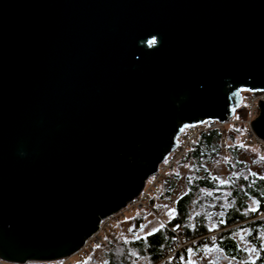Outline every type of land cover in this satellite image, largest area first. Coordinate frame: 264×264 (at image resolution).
I'll return each instance as SVG.
<instances>
[{
	"label": "water",
	"instance_id": "95a60500",
	"mask_svg": "<svg viewBox=\"0 0 264 264\" xmlns=\"http://www.w3.org/2000/svg\"><path fill=\"white\" fill-rule=\"evenodd\" d=\"M243 90H264V0H0V259L73 255Z\"/></svg>",
	"mask_w": 264,
	"mask_h": 264
},
{
	"label": "trees",
	"instance_id": "16d2710c",
	"mask_svg": "<svg viewBox=\"0 0 264 264\" xmlns=\"http://www.w3.org/2000/svg\"><path fill=\"white\" fill-rule=\"evenodd\" d=\"M239 138L240 130L233 128L222 135L218 131L202 134L192 144L188 158L167 174L162 191L153 198L152 206L156 210V199L175 190L180 178L177 169L189 160L194 161L195 173L185 180L187 190L178 197L175 214L151 234L130 240L120 236L119 222L116 235L100 247L104 253L103 264H133L138 258H146L149 264H189V249L205 246L215 248L230 260L264 264V216H260L264 214V176L249 170L248 162L242 157V152L249 148L242 146ZM253 153L257 160L264 162L257 152ZM219 160H225L231 172L226 183L218 182L204 167ZM145 214L130 219L140 227ZM242 229L245 243L255 251L252 258H248V248L241 246L234 235ZM182 242L184 245L179 251ZM89 259L76 264H88Z\"/></svg>",
	"mask_w": 264,
	"mask_h": 264
},
{
	"label": "built area",
	"instance_id": "2783aa9c",
	"mask_svg": "<svg viewBox=\"0 0 264 264\" xmlns=\"http://www.w3.org/2000/svg\"><path fill=\"white\" fill-rule=\"evenodd\" d=\"M243 92H247L246 97L243 96ZM241 96H243V101L241 105L235 110L234 114L227 122H220V121H212L207 120L200 126H192L185 128L182 130L180 137L176 140L177 141V150L174 152L172 151L166 159H164L163 163H161L156 170V173L152 178L148 179L144 186L143 190L137 195L135 198L128 203L127 206L121 207L115 214H111L110 216L100 220L98 224V230L92 234V236L87 237L85 243L80 247V249L74 253L73 256H77L79 259L85 260V258L92 257L94 252L103 247L104 244L108 239L113 238L116 235L118 230L117 223L123 221L125 218H128L129 215H141L142 212H153L151 205L153 198L157 196L162 191V183L164 182L165 178L168 176L167 174L175 169V166L179 162H184L191 151L192 144L201 138L202 134H209L213 131H218L221 135L224 134V127L229 121H232V118L238 111L246 109L248 111L247 117L242 121H235L233 129L240 130V138L239 141L242 146L244 147H254L256 148L257 154L262 158L264 157V140L254 133L252 129V125L254 119L260 113V108L258 106L259 102L264 100V90H243L240 91ZM221 146L225 149L224 141H222ZM260 216H264L261 214ZM183 245H180L178 250ZM61 258L56 260L55 262H47L50 264H76L71 261V257ZM171 256V254L169 255ZM4 262L0 260V264ZM35 263V262H30ZM29 263V264H30ZM27 264V263H26Z\"/></svg>",
	"mask_w": 264,
	"mask_h": 264
},
{
	"label": "rangeland",
	"instance_id": "374dc122",
	"mask_svg": "<svg viewBox=\"0 0 264 264\" xmlns=\"http://www.w3.org/2000/svg\"><path fill=\"white\" fill-rule=\"evenodd\" d=\"M246 93L247 92H243V96L246 97ZM247 113L248 111L246 109L238 111V113L235 114L232 118V121L235 120L243 122V120L247 117ZM232 121H229V123L226 124V127H224L225 133L231 130L234 126V123ZM248 148L251 151L249 152L248 150L242 152V157L248 162L249 170L252 173H257L264 176V162L262 163V161L257 160L255 157V153H253L256 152L257 149L254 147ZM226 165L227 164L225 163V160H219L214 163H207L204 167L209 170V172L213 175L214 178L216 177L218 182L226 183V179L231 173L226 167ZM196 167L197 166H195V162L191 160H189V162H186L185 165L179 167L177 169V172L180 174V178L176 183L175 190L172 191V193L166 197H160L156 199V210H154L153 206L151 205L153 212H142L147 214L144 215L140 227L136 226L135 223L130 219L134 215H129L128 218H125L123 221H121L120 236L126 238L127 240H130L132 238H141L150 232H154V230L158 229L162 223H167L168 219H170L175 214V204L178 200V197L187 190V186L185 185L186 178L190 177L191 175H194V168ZM118 224L119 223H117L116 225L118 226ZM244 232L245 231L243 229L237 230L234 232V235L241 246H245L248 248V258H252L254 257L255 251L249 244L245 243L246 238ZM180 244L184 245L183 242ZM180 244L178 247H180ZM102 252V248L97 249L92 255L91 259L88 260V264H103L104 253ZM71 261L73 263H79L81 259H79L75 255L71 257ZM3 262V264H15L5 261ZM188 262L189 264H244V262H241L239 260H230L219 252H217L215 248L206 246L203 248H198V250L189 249ZM133 264L149 263H147L146 258H138L134 260Z\"/></svg>",
	"mask_w": 264,
	"mask_h": 264
},
{
	"label": "snow or ice",
	"instance_id": "6c2138e0",
	"mask_svg": "<svg viewBox=\"0 0 264 264\" xmlns=\"http://www.w3.org/2000/svg\"><path fill=\"white\" fill-rule=\"evenodd\" d=\"M262 159H264V157H262ZM149 234H151V233H149Z\"/></svg>",
	"mask_w": 264,
	"mask_h": 264
},
{
	"label": "bare ground",
	"instance_id": "6f19581e",
	"mask_svg": "<svg viewBox=\"0 0 264 264\" xmlns=\"http://www.w3.org/2000/svg\"><path fill=\"white\" fill-rule=\"evenodd\" d=\"M144 189V188H143ZM1 260V259H0ZM3 261V260H2Z\"/></svg>",
	"mask_w": 264,
	"mask_h": 264
}]
</instances>
